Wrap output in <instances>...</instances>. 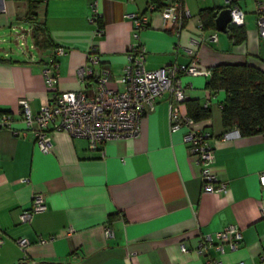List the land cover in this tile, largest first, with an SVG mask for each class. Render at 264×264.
<instances>
[{
    "label": "crops",
    "instance_id": "1",
    "mask_svg": "<svg viewBox=\"0 0 264 264\" xmlns=\"http://www.w3.org/2000/svg\"><path fill=\"white\" fill-rule=\"evenodd\" d=\"M91 1L41 0L25 29L26 0H0V28L18 25L31 33L39 23L50 41L36 45V53L21 55L0 47V111L13 117L11 127L0 126V264H204L209 257L223 264L258 262L264 257V184L259 178L264 131L243 135L235 126H224L225 90L209 91L206 82L218 63L246 62L264 71V36L256 25L264 0L235 1L244 13L241 41L199 25L201 8L220 10L228 7L226 0H183L188 10L184 20L166 24L159 11L146 8L147 0H96L97 19L91 18ZM131 12L147 16L137 39ZM214 31L217 39L211 41L207 37ZM191 37L200 40L197 64L204 72L179 73L187 86L181 109L188 114V101L209 108V116L195 124L208 132L225 191H203L199 165L184 141L187 127L169 129L168 92L142 117L138 135L108 138L95 148L53 124L48 152L37 147L31 131L21 133L19 99H28L32 113L47 100L42 69L52 58L57 61V91L81 88L78 69L91 46L100 52L114 85L131 43L143 46L146 68L158 69L187 64ZM57 46L64 51L55 54ZM34 192L44 194L46 208L20 221L19 212L31 205ZM229 223L237 224L242 235L235 249L225 245L223 252L214 247L205 254L195 251L200 233H214ZM107 226L112 230L108 237ZM20 235L30 241L25 250L15 242ZM50 235L52 240L39 241Z\"/></svg>",
    "mask_w": 264,
    "mask_h": 264
},
{
    "label": "built area",
    "instance_id": "2",
    "mask_svg": "<svg viewBox=\"0 0 264 264\" xmlns=\"http://www.w3.org/2000/svg\"><path fill=\"white\" fill-rule=\"evenodd\" d=\"M168 4L159 10L164 23H175L188 14L183 6V0H167ZM236 0H226L230 11V23L243 25V10L236 4ZM92 17L97 19L100 12L97 9L96 0L91 1ZM152 6H148L150 10ZM256 25L258 34L264 36V12L258 8ZM132 21V35L139 37V31L147 24V16L141 13L128 14ZM199 25L201 23L199 21ZM98 34L101 30L98 29ZM208 39L215 41L217 32L208 34ZM200 40L191 37L186 47L190 60L187 64L167 63L158 69H148L145 66L143 46L139 42L129 45L126 54V63L120 74L114 79V85L109 84L110 71L102 66V56L95 46H91L86 54L85 63L78 69V77L81 88L76 90L57 91V61L52 58L42 69L45 85L49 91V97L43 102L36 113H32L28 99H19V112L24 123V131L29 130L34 136L37 147L43 151L51 150L52 141L50 125L62 129L71 136H80L87 139L90 147L95 148L100 143L112 137H132L139 133L142 117L148 111L155 108L157 99L165 92L170 94L168 104V126L170 130L186 126L184 141L187 143L190 153L195 157L199 165V175L203 191H225L227 183L218 180L214 166V150L209 144L208 132L197 128L195 120L181 109V103L187 98V86L181 81L179 73L199 74L203 73L197 64V46ZM64 51L57 46L55 54ZM12 115L0 112V126L11 127ZM17 132H19L17 130ZM260 183L264 184V171L259 175ZM26 181V178L22 179ZM46 208L45 196L42 192H34L31 195V205L19 212V220L27 221L34 212ZM106 237L112 235L110 227L104 230ZM242 238L240 228L235 223H229L214 233L202 232L198 235L195 251L205 254L209 247L223 252L224 246L235 249ZM53 235L40 237V242L50 241ZM3 242L0 236V244ZM20 249L25 250L30 241L27 236L20 235L15 239ZM204 264H223L219 258H207ZM235 264H246L238 260ZM252 264H264V257Z\"/></svg>",
    "mask_w": 264,
    "mask_h": 264
},
{
    "label": "trees",
    "instance_id": "3",
    "mask_svg": "<svg viewBox=\"0 0 264 264\" xmlns=\"http://www.w3.org/2000/svg\"><path fill=\"white\" fill-rule=\"evenodd\" d=\"M41 0H26L25 18L34 19L35 8ZM167 0H147L150 10H161L167 5ZM219 9L204 7L198 12L201 28L215 29V17ZM184 16L181 18L182 20ZM33 27L32 38L35 45L49 44V38L38 35L39 23ZM42 31V29H41ZM43 33V31H42ZM235 41L243 40L245 31L243 25L228 23L227 31ZM209 91L225 90L221 103L222 122L224 126H235L240 134L247 135L264 131V71L249 63H218L212 66L211 74L206 82ZM188 115L194 120L208 117L210 110L207 105L197 101H188ZM3 112V111H0Z\"/></svg>",
    "mask_w": 264,
    "mask_h": 264
},
{
    "label": "rangeland",
    "instance_id": "4",
    "mask_svg": "<svg viewBox=\"0 0 264 264\" xmlns=\"http://www.w3.org/2000/svg\"><path fill=\"white\" fill-rule=\"evenodd\" d=\"M31 24L32 20L28 18L22 22V25L25 29H28ZM23 27L21 28L18 27V25H9L0 28V47H3L4 49L19 55L30 52L36 53L39 51V48H37L34 44L31 35L33 32V27H36V24L32 26L31 33L29 30H24ZM36 29H38L39 36L43 34L39 26Z\"/></svg>",
    "mask_w": 264,
    "mask_h": 264
},
{
    "label": "water",
    "instance_id": "5",
    "mask_svg": "<svg viewBox=\"0 0 264 264\" xmlns=\"http://www.w3.org/2000/svg\"><path fill=\"white\" fill-rule=\"evenodd\" d=\"M230 22V11L228 7L220 9L215 17V28L218 31L226 32Z\"/></svg>",
    "mask_w": 264,
    "mask_h": 264
}]
</instances>
